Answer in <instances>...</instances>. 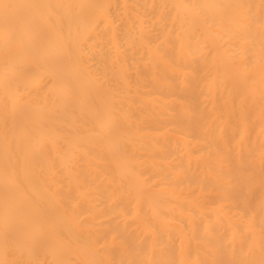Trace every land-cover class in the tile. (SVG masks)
<instances>
[{
    "label": "bare ground",
    "instance_id": "bare-ground-1",
    "mask_svg": "<svg viewBox=\"0 0 264 264\" xmlns=\"http://www.w3.org/2000/svg\"><path fill=\"white\" fill-rule=\"evenodd\" d=\"M0 264H264V0H0Z\"/></svg>",
    "mask_w": 264,
    "mask_h": 264
},
{
    "label": "snow or ice",
    "instance_id": "snow-or-ice-1",
    "mask_svg": "<svg viewBox=\"0 0 264 264\" xmlns=\"http://www.w3.org/2000/svg\"><path fill=\"white\" fill-rule=\"evenodd\" d=\"M2 6H3L4 8L11 7V5H8V4H3Z\"/></svg>",
    "mask_w": 264,
    "mask_h": 264
}]
</instances>
